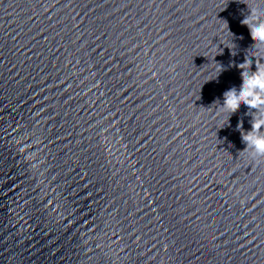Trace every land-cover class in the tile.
Returning <instances> with one entry per match:
<instances>
[{
  "label": "clouds",
  "instance_id": "1",
  "mask_svg": "<svg viewBox=\"0 0 264 264\" xmlns=\"http://www.w3.org/2000/svg\"><path fill=\"white\" fill-rule=\"evenodd\" d=\"M260 15L258 11L253 10V14L243 19L241 24L248 27L254 41L253 47L264 51V19H261ZM251 63V60L245 59V62L238 65L242 84L239 90L232 87L223 93L221 107L233 114L243 105L254 113L251 130L247 133L241 132L242 142L254 157H264V64L256 65L253 71L252 68L246 67ZM241 128L242 124L238 125V130Z\"/></svg>",
  "mask_w": 264,
  "mask_h": 264
}]
</instances>
